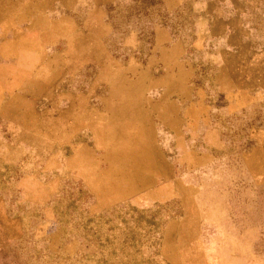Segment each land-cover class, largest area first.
<instances>
[{
  "label": "rangeland",
  "instance_id": "1",
  "mask_svg": "<svg viewBox=\"0 0 264 264\" xmlns=\"http://www.w3.org/2000/svg\"><path fill=\"white\" fill-rule=\"evenodd\" d=\"M257 2L0 0V264H264Z\"/></svg>",
  "mask_w": 264,
  "mask_h": 264
},
{
  "label": "crops",
  "instance_id": "2",
  "mask_svg": "<svg viewBox=\"0 0 264 264\" xmlns=\"http://www.w3.org/2000/svg\"><path fill=\"white\" fill-rule=\"evenodd\" d=\"M163 1L166 4L165 8H167V9H176L177 8V5H176L177 4V0H175V1H173V0H163ZM216 1H222V0H211V2H216ZM223 1H228L230 4L233 5V8H235V6L238 5L240 19L247 18L248 11L251 9V8H248V6H253V5H255V3H258L257 2L258 0L257 1H253V0H223ZM262 2H264V0H262ZM213 10H215V9H213ZM215 15L212 14V17H211L212 21L210 23H208V26H210V31H212V32H215L216 30H220V28H221L220 24L218 22H215V19H216ZM223 25H224V23H223ZM238 25L240 27L242 26V24H238ZM242 35H243V33L240 30V32H239V36L240 37L238 38L239 40H243L242 37H241ZM167 40H170L171 43H172V45L170 47H168L169 48V52L172 53V52H174L176 50V47L178 46V43L180 41H178V39H176L171 34H168V33L166 34L164 29L159 28L157 30L156 36H155V41H156V44H157V48L158 49H162L164 42H166ZM166 51L167 50H164L163 52L165 53Z\"/></svg>",
  "mask_w": 264,
  "mask_h": 264
}]
</instances>
